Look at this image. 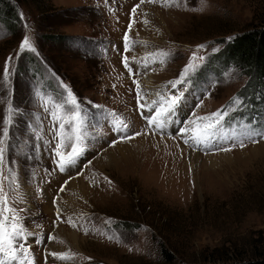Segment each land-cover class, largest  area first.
<instances>
[{
  "label": "rangeland",
  "instance_id": "374dc122",
  "mask_svg": "<svg viewBox=\"0 0 264 264\" xmlns=\"http://www.w3.org/2000/svg\"><path fill=\"white\" fill-rule=\"evenodd\" d=\"M9 1L20 22L15 29L0 24V134L5 120L9 131L0 173L27 233L24 259L184 264L211 258L213 249L231 260L264 257V139L252 142L264 133V116L253 124L249 113L264 112V98L243 100L248 78L233 67L207 71L223 41L264 22V0ZM126 33L131 74L122 63ZM25 37L34 51H20ZM25 52L51 89L38 90L43 80L35 84L27 68L16 74ZM147 78L152 103L142 84ZM67 92L84 114L82 139L79 131L61 130L58 143L54 122ZM173 95L181 99L157 120L155 112ZM224 109L214 135L197 142V118ZM134 132L143 134L121 139ZM65 143L75 144L77 155L61 172L58 164L73 156L60 147ZM69 177L84 192L68 203L73 194L67 185L60 189Z\"/></svg>",
  "mask_w": 264,
  "mask_h": 264
},
{
  "label": "snow or ice",
  "instance_id": "6c2138e0",
  "mask_svg": "<svg viewBox=\"0 0 264 264\" xmlns=\"http://www.w3.org/2000/svg\"><path fill=\"white\" fill-rule=\"evenodd\" d=\"M145 0H140V3L143 4ZM148 2H155V0H148ZM139 5H136L132 9V13L135 14L136 8H138ZM131 30V23L129 24V31ZM128 34H125L124 41V59L122 63L124 64V67L129 71L131 74L132 69L129 65L128 58L126 53L128 52ZM203 47V46H201ZM34 51V49L31 47L28 37H25L20 46V51L23 52L25 49ZM196 57H193V60H195ZM193 67L192 64H189L185 67V69L182 70V75L184 73H187L189 69ZM4 75L7 76V67L5 68ZM134 83L137 84L139 87V82L134 80ZM176 85L173 84V87ZM140 93L137 92V101L139 105L140 101ZM181 99V97L177 95H173L171 98L167 99V106L164 107L161 105V110L155 112V117L157 120L159 118L163 117L165 114H170L171 110L175 107V105L178 103V101ZM91 103V102H89ZM241 103L240 98L236 97L233 100V104L239 105ZM64 112L63 116H61L58 120L54 122V128L53 133L56 136L57 142L59 143L61 140V136L58 134L61 130L63 131H79L81 135H77L76 139L81 140L82 139V126L84 123V114L81 111V107L75 96L72 95L71 92H67V99L63 102L62 105ZM143 107V106H140ZM151 111V110H150ZM227 109L224 110H218L215 113H212L209 116L206 117H199L197 118L201 123L197 124L196 127L193 129V132L195 133L194 139L197 142H202L207 139H210L214 133L215 130L220 126L225 112ZM50 115H55L53 113H50ZM67 118V123H65L64 118ZM150 121L153 119L152 117H148ZM206 122V123H205ZM4 128L2 131V134H0V166L3 165L4 160V153L6 151L5 147V140L9 137V131H8V121H4ZM124 130H127V125H123ZM119 130V129H118ZM141 132H134L130 133L128 135H124L121 137L123 140H128L135 138L136 136L142 135ZM260 139H264V133L260 134L259 139H253V143H259ZM117 141H114L113 144L110 145L114 146ZM239 146L243 148L245 146V141L241 140ZM60 147H64L67 150H70L73 153V156L69 158V160L65 163H59L58 167L61 172L65 171L67 167H70L72 163H74L75 157L77 155V149L75 147V144L65 143L60 144ZM221 151H231V148H221ZM67 154V151L64 153V155ZM56 157H61L62 154L59 151V149L55 152ZM72 179V177H69L68 181H65L64 184L61 185V191L64 190L66 185L69 183V181ZM110 182V181H109ZM7 213V215L5 214ZM26 230L20 225L19 223V217L16 216L15 211L12 207L8 204V197L6 194H3V188H2V173H0V257H7V260L0 259V264H31L30 261L24 259L25 253L27 251V247L24 244V235H26ZM51 255L57 256V255H63V254H56L52 253Z\"/></svg>",
  "mask_w": 264,
  "mask_h": 264
},
{
  "label": "trees",
  "instance_id": "16d2710c",
  "mask_svg": "<svg viewBox=\"0 0 264 264\" xmlns=\"http://www.w3.org/2000/svg\"><path fill=\"white\" fill-rule=\"evenodd\" d=\"M19 22L20 19L15 6L12 5L9 0H0V24L6 25L8 29H15ZM51 38L53 40L57 39L56 37L52 36L50 39ZM217 54V57L213 61V63L216 64H208V74L213 72L215 75H217L220 73L222 68L227 66L233 67L238 72H240L241 75L248 78L247 85L243 87L242 93L240 94L241 98H243V100L251 101L255 100L254 98L258 95H262L264 98V88H261V86H264V22L256 26L249 27L241 33L233 35V37L229 40L223 41L222 48ZM33 58L34 55L25 52L23 54V60H25L23 62V66L22 64L18 66L16 74L18 76L22 75V72L26 71H24V69L27 68L35 84H37L38 81L43 80V83H41L42 86L38 88V90H41L42 87L51 89V86H53L52 81L45 80L46 78L43 76L44 73L40 71L38 66L33 61ZM31 69L33 70L31 71ZM249 106L255 105L249 104ZM250 109L255 110V113L249 112L255 120H252L253 124H259V116H264V112L261 111L256 113V110L259 109H255V107ZM161 252L163 253V257L166 262H173V257L167 252L165 247L162 248ZM219 252H222L223 254L219 255L221 257L213 256V254ZM211 254V258H205L203 261L184 264H264V257L260 255L247 260H231L226 259L228 258L225 257L227 255L226 251L223 253L221 250L217 251L216 249H213Z\"/></svg>",
  "mask_w": 264,
  "mask_h": 264
},
{
  "label": "bare ground",
  "instance_id": "6f19581e",
  "mask_svg": "<svg viewBox=\"0 0 264 264\" xmlns=\"http://www.w3.org/2000/svg\"><path fill=\"white\" fill-rule=\"evenodd\" d=\"M142 84L144 85V87H145V89L146 90H148V93H149V98L151 97L152 98V100L150 101L151 103H152V101H154V97H153V95H154V90H152V82H151V80L149 79V78H147V79H145V80H143L142 81ZM157 98V96L155 97V99ZM160 119V118H159ZM171 120V119H170ZM157 122V121H156ZM161 123H163V122H161ZM169 124V123H168ZM156 140V139H155ZM155 142V141H154ZM157 142V141H156ZM163 142V141H162ZM190 155V154H189ZM192 156V155H191ZM196 157V156H195ZM97 164V163H96ZM80 183H82V182H80ZM80 183H79V180L78 179H71L70 181H69V183L67 184V187H66V190L67 191H69V192H71L72 194H73V196H74V198L73 199H71L72 197H70L68 200H67V202L69 203V202H72V201H74L75 199L77 200V198H80V196H82L83 195V189H82V186L80 185ZM71 194V195H72ZM56 231V230H55ZM55 233V232H54ZM61 233H63L62 232V230L61 229H58L57 230V232H56V234L55 235H57V236H59L60 237V239H62L61 237H62V234ZM70 236H72L71 237V239H73V241H74V244H75V236L72 234V235H70ZM56 237V236H55Z\"/></svg>",
  "mask_w": 264,
  "mask_h": 264
}]
</instances>
